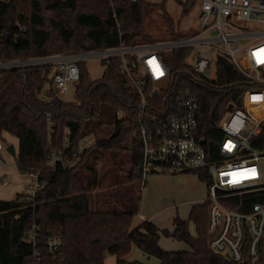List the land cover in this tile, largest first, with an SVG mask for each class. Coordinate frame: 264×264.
Returning <instances> with one entry per match:
<instances>
[{
  "label": "trees",
  "instance_id": "trees-1",
  "mask_svg": "<svg viewBox=\"0 0 264 264\" xmlns=\"http://www.w3.org/2000/svg\"><path fill=\"white\" fill-rule=\"evenodd\" d=\"M168 1L0 0V63L102 51L122 44H154L157 38L145 30L144 19L149 11L160 9L173 31ZM174 2L182 8V16L191 12L182 0ZM197 34V29L173 31L172 38ZM190 55L183 49L163 53L173 75V93L187 89L197 96L201 135L211 138L210 152L215 154L213 142L222 136L220 119L229 104L240 106L243 94L255 84L225 57L217 59L214 80L194 77ZM104 66L103 76L90 81L85 63H79L75 102L56 93L52 65L0 70V141L8 146L5 134L19 140L17 169L38 175L41 186L33 196L21 193L13 200H0V264H105L108 256H114L116 264H148L129 260L134 248L156 258L158 264H252L212 252L208 201L192 206L187 220L175 217L172 232L151 221L133 228L140 201L123 188V182L128 177L131 187L142 179L138 168L143 155L141 101L120 59ZM253 144L264 150V126ZM123 157L129 165L125 171L119 168ZM105 159L111 160L112 167L101 172L98 164ZM104 172H117L120 178L112 179L107 198H93ZM145 185L146 181L141 188ZM263 201L264 192H259L234 197L226 206L247 212L253 203ZM33 231L37 233L34 244L28 240ZM161 236L183 242L188 249L165 250ZM50 237L61 238L57 250L49 249Z\"/></svg>",
  "mask_w": 264,
  "mask_h": 264
},
{
  "label": "built area",
  "instance_id": "built-area-1",
  "mask_svg": "<svg viewBox=\"0 0 264 264\" xmlns=\"http://www.w3.org/2000/svg\"><path fill=\"white\" fill-rule=\"evenodd\" d=\"M182 1L198 10V34L192 38L134 47L122 44L102 51L10 62L0 64V70L36 66L41 62L53 65L56 93L64 97L71 95L70 88L80 81V62L100 61L107 65L113 58L120 59L126 78L141 101L139 134L143 155L138 168L142 183L149 174L160 171L204 178L206 201L210 204L212 252L236 263L250 260L252 264H264V201L253 203L247 212L226 206L234 197L264 192V150L253 144L264 126V30L247 29L253 24L264 25V0ZM244 39L254 42L240 45ZM234 42L236 48L231 45ZM177 49L191 51L188 64L194 77L214 80L217 59L225 57L255 84L243 94L240 106L229 104L220 119L222 136L213 142L215 154L210 152L211 138L201 135L197 96L187 89L172 91L173 75L163 53ZM4 148L0 141V150ZM28 176L35 179L31 186L34 193L41 187L38 175ZM36 237L33 231L28 240L34 244ZM60 244V237L48 239L51 251Z\"/></svg>",
  "mask_w": 264,
  "mask_h": 264
},
{
  "label": "rangeland",
  "instance_id": "rangeland-1",
  "mask_svg": "<svg viewBox=\"0 0 264 264\" xmlns=\"http://www.w3.org/2000/svg\"><path fill=\"white\" fill-rule=\"evenodd\" d=\"M147 2L160 4L163 0H146ZM167 9L169 12V15L174 20V29L173 31L175 33L179 32H187L190 29L196 30L198 28V22H197V14L198 10L196 7H194L191 12L188 15L182 16L181 8L174 2V0H169L167 4ZM181 21V22H180ZM178 22H180V27H178ZM239 27H245V24H237ZM144 26L145 30L152 34L153 37L157 38L156 43L154 44H162L169 40H174L172 38V30L169 28V24L166 22L165 18L163 17V12L160 9L151 10L148 13H146V17L144 19ZM249 31H261L264 30V25L261 24H253L250 25L249 28H247ZM256 41H260L255 40ZM254 42L250 39H244L240 41V45H244L246 43ZM232 47L236 48L237 43L231 44ZM238 56H241V54H238ZM54 57H60V56H54ZM49 57V58H54ZM37 59H48L46 58H37ZM31 60V59H29ZM24 61V60H22ZM26 61V60H25ZM13 62V61H12ZM18 62V61H14ZM189 62H193V59H190ZM10 63V62H8ZM5 64V63H0ZM39 65H49V64H43L38 63ZM36 65V66H37ZM85 66L88 71L90 81H94L97 79H100L104 72H105V66L100 61H91V60H85ZM53 71H54V66ZM2 68V67H0ZM71 95L61 97L63 100L68 102H75V88L71 87ZM103 130V129H102ZM6 144L7 145H14L16 152H18L19 149V140L16 137H13L9 134H5ZM5 146V143H4ZM129 154H127L128 156ZM130 158V157H129ZM123 164L121 163L119 168L123 171L128 170L129 165L126 164V159L123 157ZM111 161V160H109ZM107 161V159L103 160L98 164V169L102 171H109L112 167V162ZM263 169V177H264V165L262 166ZM122 173V171H121ZM168 174H172L175 176L180 175H188L183 173H173V172H158V173H151L147 176L146 182L148 181L149 184V178L154 177V186L153 183L150 181L149 188L150 190L147 191V189H144L143 193L141 188L142 179L141 182H136L133 186L129 187V181L128 177L124 178V189H130V193L137 198V202L140 201L142 203V208L144 210H149L150 212H153L154 214H158L161 209H165L162 216L159 217L158 221L161 224V227H164L163 230H167L169 228L168 224L172 223L173 219L175 217H179L181 219L187 220L189 217V213L191 211L190 205H185L184 207L179 206L178 212L176 210H170V208H175V204H179L182 202V199L185 200L186 198H181L180 194L182 192L190 193L194 190V185L182 182V181H174L171 179H168L166 176ZM195 175V174H192ZM117 178V180L120 178L117 172H104L103 173V182L102 185H100L98 188L94 189L93 191V198H97V196L100 198H107L108 194L112 187H110V183L112 182V179ZM123 180V179H122ZM35 184V179H32L28 175L21 174L16 165V157L11 155L6 151V148L0 151V200L10 201L17 197L18 194L21 193H30L31 196L34 195L33 189L31 188L32 185ZM148 187V185H147ZM146 187V188H147ZM201 193L203 195L202 199H206V191L205 186L200 187ZM141 195H143V198L141 200ZM178 196L180 198H178ZM191 232L193 235H195V228L193 224L191 223ZM170 231V230H169ZM172 232V231H171ZM162 246L166 249H172V250H185L188 249V246L183 243L176 240H173L172 238H167L164 236L162 239ZM130 257L137 258L139 257L140 261H143L148 264H158L159 261L151 257L150 261L149 258L141 252L139 249L134 248L132 253L130 254ZM130 259V258H129ZM131 260V259H130Z\"/></svg>",
  "mask_w": 264,
  "mask_h": 264
},
{
  "label": "crops",
  "instance_id": "crops-1",
  "mask_svg": "<svg viewBox=\"0 0 264 264\" xmlns=\"http://www.w3.org/2000/svg\"><path fill=\"white\" fill-rule=\"evenodd\" d=\"M166 177L168 179H171V180H174V181H177V182L178 181H182V182H186V184L187 183H190V184H193L194 185V190L192 192H190V193L182 192L180 194L181 198H186V199L185 200L182 199V202H180L177 205L175 204L174 206H176V207L175 208H172L173 207L172 206L170 208V210H176V212H178L179 206L184 207L185 205H190L192 207L194 205L201 204V203H204L206 201V199H207V187H206V184L203 181H201V179H199V177L197 175L188 174V175L175 176V174L174 175L168 174ZM149 180L153 183V187H155L156 184L154 186V182H155L154 181V177H151V179L149 178ZM150 181H149V184H150ZM149 184H148V181H147L146 182V185L144 186V188L142 190V193H143L144 189H147V191L150 190ZM147 185H148V187H147ZM201 185L202 186H205V191H206V199L205 200L202 199L203 195H202L201 189H200ZM142 198H143V195H141V200H142ZM178 198H180V197L178 196ZM141 204L142 203H140V212H139V214L133 220V228L139 226L144 221H151L160 230H163V228L165 226L164 227H161V224L159 223L158 219H159L160 216H162V214L166 210L165 209H161L159 211V213L156 215L153 212H150L149 210H144L142 208V205ZM168 226H169V228L167 230L174 231L175 227H174L173 221H172V223H169ZM163 238H164V236H161V239H160V245H161L162 248H163V246H162V239ZM163 249H165V250H172V249H166V248H163ZM129 258L131 260H139L140 259L139 257L133 258V257H130V256H129ZM148 260L150 261V258ZM105 264H116V258L114 256H108L106 258V260H105Z\"/></svg>",
  "mask_w": 264,
  "mask_h": 264
},
{
  "label": "water",
  "instance_id": "water-1",
  "mask_svg": "<svg viewBox=\"0 0 264 264\" xmlns=\"http://www.w3.org/2000/svg\"><path fill=\"white\" fill-rule=\"evenodd\" d=\"M202 143L204 144L205 141H202ZM6 151H7L8 153H10L11 155H13L14 157L16 156V150H15L14 145H8V146L6 147Z\"/></svg>",
  "mask_w": 264,
  "mask_h": 264
}]
</instances>
